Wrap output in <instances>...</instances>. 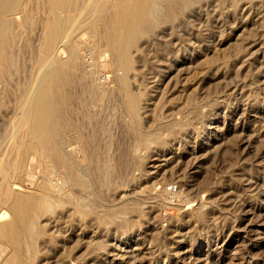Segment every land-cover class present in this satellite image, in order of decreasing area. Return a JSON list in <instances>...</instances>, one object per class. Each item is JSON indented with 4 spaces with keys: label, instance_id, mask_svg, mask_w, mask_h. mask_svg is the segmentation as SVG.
Here are the masks:
<instances>
[{
    "label": "rangeland",
    "instance_id": "374dc122",
    "mask_svg": "<svg viewBox=\"0 0 264 264\" xmlns=\"http://www.w3.org/2000/svg\"><path fill=\"white\" fill-rule=\"evenodd\" d=\"M75 1L63 13L70 40L59 56L74 93L104 94L85 129L96 153L82 162L86 185L64 190L38 233L22 236V247L0 243V264H264V0L159 3L158 12L172 14L140 37L132 54L137 123L120 104L107 22L91 25L89 0ZM27 4L12 17L19 32L0 80L1 136L40 74L39 40L52 15L47 0ZM69 132L78 153L77 134ZM141 134L153 144L138 148ZM49 160L31 164L25 192L38 196L55 173L67 174Z\"/></svg>",
    "mask_w": 264,
    "mask_h": 264
},
{
    "label": "bare ground",
    "instance_id": "6f19581e",
    "mask_svg": "<svg viewBox=\"0 0 264 264\" xmlns=\"http://www.w3.org/2000/svg\"><path fill=\"white\" fill-rule=\"evenodd\" d=\"M74 1L47 0L52 15L44 25L42 37L39 40L41 57L38 60V65L40 74L36 78L35 85H32L28 92L21 112L16 116L7 133L3 136L0 135V243L13 247L21 246L22 236L25 235V238L26 235L34 236L40 231L39 221L43 216L48 215L51 217L57 213L54 207L58 205L57 203L63 196H66L65 192L69 190L70 186L86 185L87 172L82 169L84 165L82 162L84 159L86 160L88 155L91 156V159L94 158L96 153V139L94 135H87L85 129L86 123L93 124L96 119L93 106L99 100L103 101L102 96L104 94L97 96L98 93L95 94L93 88L92 91L89 90L90 93L86 99L83 97V93L82 95L81 93L78 94L80 91L74 93L72 85H67V74L59 56L61 48L67 47L64 40L66 39L67 42L70 40V33H65V24L69 19L65 18L63 13L72 8ZM78 1L81 4L80 0ZM27 3L28 0H0V80L6 77L7 69L11 66L10 41L19 32V28L15 25L12 17H17L26 12ZM159 3L168 7L174 5L185 7L188 6L190 0H89L87 3L91 25L100 24L101 26V23L107 22L105 24L108 25V29L104 33L106 47L112 55L114 64L121 71L118 74L121 85L119 84V88H117L121 96L120 104L136 123L139 118L141 100L130 90L128 81L130 70L133 67L132 54L139 38L155 29L158 24L166 21L172 14L170 12H158ZM24 20L26 23H31L34 19L30 20L28 17ZM104 28L106 29L105 25ZM69 51L73 59L75 51ZM84 96L86 97V95ZM1 99L0 92V107ZM75 103L79 107L77 110H72L71 107ZM72 115L79 116L80 120H76L78 122L72 120ZM134 126L132 127L134 128ZM135 129L139 130V127ZM67 131H73L77 134L75 142L79 145L78 153L75 147H71V139L67 140L65 138L64 133ZM154 139L149 134H141L138 148L148 146ZM79 153H81V156H79ZM38 156L43 163L50 159L56 166L65 169L67 174L63 177L55 173V179L48 180L46 184L41 185L40 195L38 193V196H35L23 190L22 180L26 174L32 171L31 164L36 162ZM70 188L72 189V187ZM116 217L114 215V218ZM48 223L57 230L63 229L62 225H59L56 220L49 219ZM59 234L62 236L64 233L60 232ZM26 245L28 246V244Z\"/></svg>",
    "mask_w": 264,
    "mask_h": 264
}]
</instances>
